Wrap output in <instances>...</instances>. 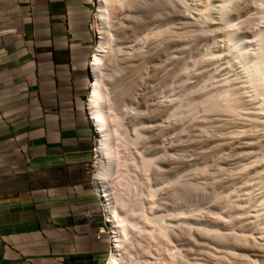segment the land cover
<instances>
[{"label":"rangeland","instance_id":"374dc122","mask_svg":"<svg viewBox=\"0 0 264 264\" xmlns=\"http://www.w3.org/2000/svg\"><path fill=\"white\" fill-rule=\"evenodd\" d=\"M146 1H109L104 72L122 137L110 180L142 226H130L123 264H264V106L248 70L264 0Z\"/></svg>","mask_w":264,"mask_h":264},{"label":"crops","instance_id":"0c3cea01","mask_svg":"<svg viewBox=\"0 0 264 264\" xmlns=\"http://www.w3.org/2000/svg\"><path fill=\"white\" fill-rule=\"evenodd\" d=\"M92 22L93 0H0V264H105Z\"/></svg>","mask_w":264,"mask_h":264},{"label":"bare ground","instance_id":"6f19581e","mask_svg":"<svg viewBox=\"0 0 264 264\" xmlns=\"http://www.w3.org/2000/svg\"><path fill=\"white\" fill-rule=\"evenodd\" d=\"M109 1L110 0H95V2L98 4V8H97L96 15H95V22H96L95 24H96L97 34H98V40H97L96 49L93 51V53L90 57V61H89V73L91 76V87H90V91H89V95H88V99H87V111L90 115V119H91L92 125L94 127L95 133L99 137L98 138L99 148L96 147V142H97V140H96L95 145L92 149V153L96 154V152H100V156H101V160L99 163L100 166L97 165L99 167H98L97 173H95L94 182H95V186L97 188V191L99 193V197L101 200V205H102V208L104 211V215L106 217L105 222L110 226V228L112 230V234H113L112 235V243H111L112 248L108 254L106 264H123L125 262V261H123V258H125L123 256V249L126 247V245L130 244L129 243L130 242V235H129L130 232L129 231L131 230L130 226L133 225L138 230H141L142 226H140L141 222L139 223L140 225L138 224V222L133 224L131 218L123 215V212H121V208H126L129 205V203H128L129 201L125 200V198L122 197V195L113 191L115 189V186L112 188V185H111L112 183L110 180V178L112 177V174H114V173H112L114 171H112L113 168L111 166V161H114V163H115V160H116L117 161L116 163H118V160H120L119 163L122 162V160L120 159L121 154L119 155L120 152H118L119 150L117 148L118 144H117V146L114 145L115 143H113L112 140L116 139L118 141L122 137H121L120 132L117 129H115L114 125L111 123V117L114 120L116 118V115L114 113H112V115L110 114V110H112L114 106H112V104L109 106V102H110L109 101V91H108L107 85H106L107 84L106 83V81H107L106 76L107 75L104 72L105 62L109 59V37H110L109 35L111 33L110 32L111 30L109 29V22H110L109 21L110 20L109 19V17H110ZM153 1L154 0H148L145 2V4L143 3L144 7L142 9H148V10H149V8L151 9V6L153 5ZM111 2H112V0H111ZM155 2H156V0H155ZM136 4H138V3H136ZM133 7H132V9H133ZM135 8H136V6H135ZM260 12H258V14H257L258 16H256V18L261 17V21H262V20H264V11L260 10ZM263 30H264V28H263ZM263 30H261V32H259L260 31L259 30L258 31L259 33H257L258 38L256 37V40L258 39L257 42H259V43H258V49L257 50L255 49L256 54H254L255 57H253L254 58L253 62H251L253 64V66L251 65V63L248 64V66L251 65L250 66L251 68H249L248 70H250L249 73L251 75V80H253L252 82L254 83V85H252V87L255 86L254 92H256V94L259 96V99H260V96H262L261 98H263L262 102L260 99L259 102H261V103L258 104V106L261 105V106H259L260 108H262L264 106V31ZM158 36H160V35H158ZM255 36H256V33H255ZM252 95H253V93H252ZM230 102H228V103L225 102L226 104H223L222 108L225 109V111L229 110V111L233 112L236 110L235 109L236 106ZM213 107L215 108V104ZM218 107H219V105H218ZM256 108H257V106H256ZM220 109H221V107H220ZM257 109L259 110V108H257ZM262 110H264V108ZM178 111H180V110H178ZM179 113H181V112H179ZM98 160H99V158H98ZM143 160H144V158H143ZM147 160L149 161L150 159H146V162H147ZM115 173H117V172H115ZM119 185H121L123 187L126 186L122 183V181L120 182ZM159 219H160V217H159ZM161 220H163V219H161ZM158 222H161V221H158ZM102 229L105 230V228L103 226H102ZM161 231H163V230H161ZM105 233H107L106 230H105ZM217 233L215 231L213 234L216 235ZM215 235H213V237ZM223 236H226V234H224ZM223 236H221V233H220L219 236L217 235L216 239L220 240L223 238ZM245 240H248V238ZM128 246H130V245H128ZM259 249H257V250H259Z\"/></svg>","mask_w":264,"mask_h":264},{"label":"built area","instance_id":"2783aa9c","mask_svg":"<svg viewBox=\"0 0 264 264\" xmlns=\"http://www.w3.org/2000/svg\"><path fill=\"white\" fill-rule=\"evenodd\" d=\"M100 233H103V234H105V230H104V229H102V227L100 228Z\"/></svg>","mask_w":264,"mask_h":264}]
</instances>
